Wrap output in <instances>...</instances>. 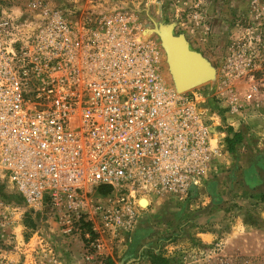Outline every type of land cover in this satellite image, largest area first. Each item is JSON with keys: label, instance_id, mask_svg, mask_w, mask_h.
<instances>
[{"label": "built area", "instance_id": "2783aa9c", "mask_svg": "<svg viewBox=\"0 0 264 264\" xmlns=\"http://www.w3.org/2000/svg\"><path fill=\"white\" fill-rule=\"evenodd\" d=\"M29 5L0 6V177L119 239L144 196L189 200L222 151L210 95L168 84L159 50L107 4Z\"/></svg>", "mask_w": 264, "mask_h": 264}, {"label": "rangeland", "instance_id": "374dc122", "mask_svg": "<svg viewBox=\"0 0 264 264\" xmlns=\"http://www.w3.org/2000/svg\"><path fill=\"white\" fill-rule=\"evenodd\" d=\"M31 1L0 0V6L28 11ZM94 1L95 11L107 4L159 50L168 84L210 95L207 103L220 114L221 155L189 200L144 196L148 203L140 201L133 230L120 239L90 233L64 207L29 203L0 177V264H106L107 258L153 264L152 256L167 264H264V0ZM167 28L214 68L209 80L175 87L163 41ZM221 97L226 108L214 106Z\"/></svg>", "mask_w": 264, "mask_h": 264}, {"label": "water", "instance_id": "95a60500", "mask_svg": "<svg viewBox=\"0 0 264 264\" xmlns=\"http://www.w3.org/2000/svg\"><path fill=\"white\" fill-rule=\"evenodd\" d=\"M170 31L171 30H168L167 28V31L163 34V41L165 42L164 47L167 51L168 61H174V71L175 69L178 70V77L183 76V79L180 77L179 83H177L176 79H173L175 87L180 90L190 89L209 80L215 73L214 68L210 67L208 62L199 54L188 50L185 41L182 38L179 40H173L174 37H172ZM173 41L178 44L176 47L177 51L175 52L177 54L176 59L171 57L173 54L171 53L172 51L169 46V42ZM181 62H183V64L185 63L184 67L183 65H180Z\"/></svg>", "mask_w": 264, "mask_h": 264}, {"label": "trees", "instance_id": "16d2710c", "mask_svg": "<svg viewBox=\"0 0 264 264\" xmlns=\"http://www.w3.org/2000/svg\"><path fill=\"white\" fill-rule=\"evenodd\" d=\"M234 136H235V138H236V136L238 137V135H236V134ZM228 140H229L230 145L232 146L233 141H234V137L230 138ZM109 190H110V187H108V186H101L99 188V192L101 194H105ZM263 201H264V196H263ZM82 225L86 226L87 229H89V224L88 223H82ZM152 257H153V259H152L153 264H167V262H168L165 257H161V256H152ZM106 264H115V263L113 261H111L109 258H107L106 259Z\"/></svg>", "mask_w": 264, "mask_h": 264}, {"label": "bare ground", "instance_id": "6f19581e", "mask_svg": "<svg viewBox=\"0 0 264 264\" xmlns=\"http://www.w3.org/2000/svg\"><path fill=\"white\" fill-rule=\"evenodd\" d=\"M170 43L172 44V47L170 46V48H171V51H172L171 53L173 54V55H171V57L174 58V59H176V55H177V54H176L175 52L177 51V50H176V47L178 46V44L175 43V42H170ZM179 44H180V42H179ZM180 45H181V44H180ZM179 59H180V58H179ZM179 59H177V60H179ZM169 64H170L169 66L171 67L170 70H172V71H171V72H172L171 74H172L173 79H176L177 83H179V79H180V77H182L181 79H183V76L178 77V75H177V73H178L177 71H178V70L175 69V71H174V66H173V65H174V61H171V60H170V61H169ZM180 65H183V67H184V66H185V63L183 64V62H181ZM173 72H174V73H173ZM182 75H183V74H182ZM180 87H181V86H180ZM178 90H180V89L178 88ZM144 198H145V197H144ZM143 202H144V204H147V203H148V199L145 198V199L143 200Z\"/></svg>", "mask_w": 264, "mask_h": 264}]
</instances>
